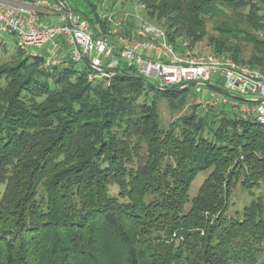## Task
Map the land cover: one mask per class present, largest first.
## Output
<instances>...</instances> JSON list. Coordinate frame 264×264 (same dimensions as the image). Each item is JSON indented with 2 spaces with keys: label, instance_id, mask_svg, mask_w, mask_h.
<instances>
[{
  "label": "trees",
  "instance_id": "trees-1",
  "mask_svg": "<svg viewBox=\"0 0 264 264\" xmlns=\"http://www.w3.org/2000/svg\"><path fill=\"white\" fill-rule=\"evenodd\" d=\"M101 1L86 0V14L71 8L94 32L99 24L96 36L108 31ZM140 3L179 52L207 41L264 72V0ZM15 53L0 67V264H264L254 114L197 104L165 126L161 102L180 112L188 90L150 88L123 64L106 76ZM238 187L252 200L233 213Z\"/></svg>",
  "mask_w": 264,
  "mask_h": 264
},
{
  "label": "built area",
  "instance_id": "built-area-1",
  "mask_svg": "<svg viewBox=\"0 0 264 264\" xmlns=\"http://www.w3.org/2000/svg\"><path fill=\"white\" fill-rule=\"evenodd\" d=\"M43 7L61 13L63 24L44 22L40 15ZM2 35L13 36L18 50L27 57L43 59L46 66L60 64L67 58L83 63L85 58L93 67L106 71H113L123 64L147 81L151 78L157 80L161 86L159 89L196 83V86L208 89L205 95L209 97L199 100L203 109L224 104L241 114H254L256 122L264 126V72L241 66L226 55L195 54L187 43L179 52L168 41L163 29L143 24L135 32L137 39L123 35L118 28L96 36L85 16L71 10L69 0H60V3L51 0H0ZM61 39L71 47V52L63 57L60 55L63 52L59 43ZM47 49L50 53L46 54ZM215 76L219 80H215ZM93 78L90 75L89 79ZM219 83L223 85L219 88L230 94L247 96L248 101L232 94V97L222 95L208 86L218 87ZM198 93H201L200 89Z\"/></svg>",
  "mask_w": 264,
  "mask_h": 264
},
{
  "label": "rangeland",
  "instance_id": "rangeland-1",
  "mask_svg": "<svg viewBox=\"0 0 264 264\" xmlns=\"http://www.w3.org/2000/svg\"><path fill=\"white\" fill-rule=\"evenodd\" d=\"M74 7L82 10L85 14L89 13L90 8L86 0H74ZM95 2V1H94ZM70 3V0H69ZM97 14L100 17V20L105 21L106 29L111 30L112 28H118L119 31L125 36L131 35L135 37V32L146 24L151 27L162 29V27L156 22L149 20L145 14L144 6L140 3V0H102L97 3ZM95 18L93 19V23ZM126 29L130 32L129 35L125 34ZM213 25H208V31L212 32ZM125 30V31H124ZM130 37V36H129ZM137 39V38H136ZM17 46L15 44V38L11 35H2L0 36V67L7 66L8 64H13L16 59ZM184 51V50H183ZM195 54L200 55H212L211 50L208 47L207 41L198 43L194 49L190 50ZM180 52H182L180 50ZM27 57V56H26ZM44 66L47 67L44 63ZM215 80H219L218 76L214 77ZM153 86L158 89L161 88L159 82L153 78L148 80ZM218 87H223L222 83L217 84ZM198 89L201 90V93H198ZM208 90L204 86H194L188 90L186 96L187 105L180 112H172L169 109V106L166 101L161 102L160 104V113L162 117L163 124L168 126L169 123L173 120H176L178 117L182 116L185 113L191 112L192 106L199 104V100L207 99L209 96L205 95V91ZM234 97L241 99H249L247 96L240 95L239 93H231ZM228 108L230 106H227ZM202 109L200 108L199 111ZM207 174H199L198 178L193 183L190 196L194 197L197 195L199 188ZM112 191L115 192V188H112ZM262 193H264V186L262 188ZM252 200V197L245 191L238 187L233 195L234 206L231 208V212L242 211V209L247 206Z\"/></svg>",
  "mask_w": 264,
  "mask_h": 264
},
{
  "label": "crops",
  "instance_id": "crops-1",
  "mask_svg": "<svg viewBox=\"0 0 264 264\" xmlns=\"http://www.w3.org/2000/svg\"><path fill=\"white\" fill-rule=\"evenodd\" d=\"M28 1H31V0H28ZM74 4H75V1L70 0V3H69L70 8H73L75 10H79V9L74 7ZM40 15H41V19L49 25H62L63 24L61 13L57 12L56 10H54L52 8L43 7ZM99 27H100L99 24H96L95 28H96L97 32L95 31V33L100 32ZM59 43L62 46L61 50H63V52L60 53V55L62 57L65 53L69 54L71 52V47H69V45L66 44L65 40L61 39ZM47 53H50L49 49L46 50V54Z\"/></svg>",
  "mask_w": 264,
  "mask_h": 264
},
{
  "label": "water",
  "instance_id": "water-1",
  "mask_svg": "<svg viewBox=\"0 0 264 264\" xmlns=\"http://www.w3.org/2000/svg\"><path fill=\"white\" fill-rule=\"evenodd\" d=\"M54 1H56L57 3H60V0H54ZM83 62L86 64V66L91 71H93V72H95L97 74L106 75V76L117 74V72H115V71H106V70H101V69L95 68L85 58H83ZM136 78L139 79V80H141V81H143L150 88L158 89L157 87H155L151 83H149L146 79H144V78H142L140 76H137ZM196 85H197L196 83H191V84H188V85L183 86V87L169 89V91H172V92H182L184 90H189L190 88H192V87H194ZM208 86L210 88L214 89L215 91L219 92L222 95L232 97V95L230 93H228L226 90H224L222 88H219V87H216V86H213V85H208ZM244 101H248V100H245L244 99ZM258 101H261V100H258Z\"/></svg>",
  "mask_w": 264,
  "mask_h": 264
}]
</instances>
